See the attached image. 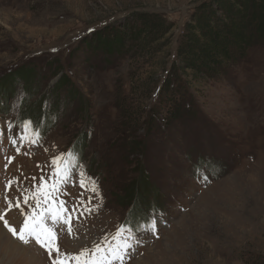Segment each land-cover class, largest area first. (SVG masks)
Masks as SVG:
<instances>
[{
  "label": "rangeland",
  "instance_id": "rangeland-1",
  "mask_svg": "<svg viewBox=\"0 0 264 264\" xmlns=\"http://www.w3.org/2000/svg\"><path fill=\"white\" fill-rule=\"evenodd\" d=\"M211 2L0 0V79L26 65L36 72L32 95L28 83L18 79L17 96L1 105L0 134L16 140L19 158L39 160L40 175L46 176L41 167L52 168L61 154L72 152L69 163L79 171L85 161L84 192L98 200L75 224L88 225L81 242L111 237L122 223L140 241L124 258L126 264H264V42L247 46L213 78L189 79L176 58L187 23L202 3ZM142 13L170 27L169 45L154 58L129 48L131 41L121 53L103 52L96 34ZM56 71L62 79L72 78L71 88L81 94L65 99L63 91L53 124L51 116L43 121L46 128L52 125L37 139L38 130L28 134L13 124L11 107L21 95L27 98L21 117L45 118L39 102L43 106L55 94L47 87ZM173 106L186 113L167 121ZM141 139L145 143L134 151L132 142ZM9 162L0 155V169ZM144 175L157 191L138 205L127 192ZM93 183L97 192L91 191ZM79 189V183L65 184L61 193L79 200L84 196ZM149 218L155 229L138 230ZM64 245L76 248L78 242ZM0 264L49 263L0 224Z\"/></svg>",
  "mask_w": 264,
  "mask_h": 264
},
{
  "label": "trees",
  "instance_id": "trees-1",
  "mask_svg": "<svg viewBox=\"0 0 264 264\" xmlns=\"http://www.w3.org/2000/svg\"><path fill=\"white\" fill-rule=\"evenodd\" d=\"M132 18L134 21L131 20V23L126 22L118 27L111 26L107 34H96L97 42L101 39L100 48L103 52L121 53L126 50L127 42L131 41L129 42L132 43L131 46L127 44L129 48H138L139 51L147 55L149 53L150 57L154 58L156 53L169 45L167 35L170 27L164 25L162 18L147 13L136 14ZM256 42H264V0H212L209 4L202 3L187 23L182 42L177 48L176 58L180 69L191 76L189 79L193 80L197 75L213 78L223 74L229 64L244 54L247 46ZM86 46L90 47L88 44ZM176 64L177 60L173 66ZM153 67L155 66H152V69ZM35 74L33 67L26 65L2 76L0 79L2 82L4 79L7 80L5 85L0 84L2 97L8 99L18 79L28 83L30 90L33 89ZM167 84L166 80L165 86ZM184 113L186 111L182 110L181 106H173L166 120L181 118ZM133 123L136 124L137 120ZM132 129L134 132L136 128ZM136 141L132 142L131 146L134 151L136 147L140 148L145 143L143 139ZM146 179L144 175L142 180L132 184L127 192L129 198L134 196L138 198V205L146 203L148 195L157 191L146 182Z\"/></svg>",
  "mask_w": 264,
  "mask_h": 264
},
{
  "label": "snow or ice",
  "instance_id": "snow-or-ice-1",
  "mask_svg": "<svg viewBox=\"0 0 264 264\" xmlns=\"http://www.w3.org/2000/svg\"><path fill=\"white\" fill-rule=\"evenodd\" d=\"M36 135L38 139L39 134L37 133ZM72 157V152L55 157L51 162L54 169L52 182L45 183L43 178H41V183L36 187L35 191L25 196L24 203L27 204L29 200H32L35 203V207L32 208L30 213L25 214L24 223L18 232L4 218V215H0V220L3 221L5 227L12 235L23 243L28 244L30 240H35L37 244L48 251L49 256H52L53 252H55L56 256L52 260V264H68L70 259L75 260L76 264H113L114 261H119L120 264H123L124 258L128 255L129 250L133 248L134 243L140 242L136 231L131 228L124 229L121 227L112 237V241L115 243L105 237L101 244H96L92 249H83L79 255L65 254L59 251L57 232L54 229L60 223H64L69 226V232H71V224L69 219L66 218L65 201L59 200L57 202V195L63 185L71 180L72 166L69 163V158ZM80 177V186L87 187L83 172L80 173ZM91 191H98L94 183ZM8 203L9 207H11V201ZM80 203L83 204L84 202L81 201ZM42 205H46V207ZM16 207H19L18 203ZM86 211H91V209H86ZM46 221H51V224L46 223ZM155 226V221L149 218L146 227L141 229V226L138 225L137 229L148 232L153 231ZM125 232H127V235H125ZM102 244L107 246L102 247Z\"/></svg>",
  "mask_w": 264,
  "mask_h": 264
}]
</instances>
